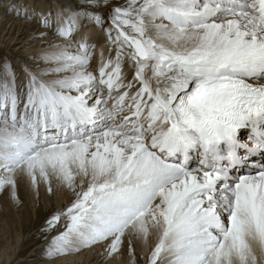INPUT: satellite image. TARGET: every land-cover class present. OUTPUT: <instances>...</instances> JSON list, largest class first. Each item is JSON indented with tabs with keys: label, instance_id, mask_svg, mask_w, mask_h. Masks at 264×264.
Instances as JSON below:
<instances>
[{
	"label": "snow or ice",
	"instance_id": "snow-or-ice-1",
	"mask_svg": "<svg viewBox=\"0 0 264 264\" xmlns=\"http://www.w3.org/2000/svg\"><path fill=\"white\" fill-rule=\"evenodd\" d=\"M8 10L39 50L0 65V193L68 199L49 258L264 264V0Z\"/></svg>",
	"mask_w": 264,
	"mask_h": 264
},
{
	"label": "rangeland",
	"instance_id": "rangeland-1",
	"mask_svg": "<svg viewBox=\"0 0 264 264\" xmlns=\"http://www.w3.org/2000/svg\"><path fill=\"white\" fill-rule=\"evenodd\" d=\"M17 1L18 0H14L13 3H17ZM23 1L27 4L29 2H34V3L43 2L52 8H54L56 3H62L60 0H23ZM7 12L9 13L11 11L8 10ZM8 47L9 48L0 47V65L10 63L14 67H19L25 62H28L24 60L25 58L28 59V56L24 58L25 55H22L21 53L16 51L18 50L17 48H15L16 46L9 45ZM20 50H24V48H21ZM15 52H17L16 56H15ZM1 194L2 193H0V195ZM28 195H30L29 191L26 192V191H23V189H21L20 199L22 203L19 204L20 206L17 205L18 208L16 207L15 209H11L8 212V214L5 215L4 219L6 221L3 222V219L0 218L1 228L9 231L7 232L6 238L0 235V242L3 245L8 244L7 247H15V249L18 250V252H15L13 254L12 249L9 248L7 253L9 254L8 256L11 257V260H10V263L8 264H46L47 262H52V261L57 260V259L49 258L47 256L46 246L49 243L48 241H50V239L53 236L58 234V231L48 232L47 235H45L42 230L45 225V220L50 217L52 212L58 208H62L63 206H65L67 202L60 201L59 203L56 199V196L50 194V197H49L50 202L44 201L42 198L39 197V199H36V201L33 203V201L30 200ZM32 206H34L35 211H32ZM36 207H37V210H36ZM16 211H18L17 214L21 217L20 220L16 218L17 217L16 215H14ZM62 225H63V219L61 221V226L59 227H62ZM14 233L16 234L19 233L21 235V238L19 241H17V243H15L13 239L15 238ZM8 235L10 238H8ZM136 252H137V264H143V261L140 259L142 252H138V251ZM75 254L76 253H72L71 255H68L66 258H58V259H66L63 261V263H67L68 259L74 257ZM32 258H35L36 260H34V262H31ZM101 262L102 260L99 261V263Z\"/></svg>",
	"mask_w": 264,
	"mask_h": 264
},
{
	"label": "bare ground",
	"instance_id": "bare-ground-1",
	"mask_svg": "<svg viewBox=\"0 0 264 264\" xmlns=\"http://www.w3.org/2000/svg\"><path fill=\"white\" fill-rule=\"evenodd\" d=\"M13 1L14 0H0V47L1 48H5V47L9 48L8 47L9 45L10 46H16L15 48L18 49L16 51L21 53L22 55H25L24 58L26 56H28V59L25 58L24 60L30 62L29 58H31L33 56V54L39 50V41H33V39H32V37L36 34V28H35V25L33 24V22L31 20L18 18L16 13H15V10H13L9 13L7 12L9 9V5L13 4ZM60 1L62 3H65V2L76 3V2H78V0H60ZM19 3H25V2L23 0H18L17 4H19ZM33 3L34 2H29L28 4H33ZM21 48H24V50H20ZM17 52H15V56H16ZM21 189H23V191H25L24 188H21ZM53 189L54 190L56 189V185L53 186ZM29 193H30V195H28V196H29L30 200H32L34 203L37 198L35 197V195L33 193H31V191H29ZM55 196H56V199L59 203H60V201H65L68 203V199L66 197L61 196L60 192H56ZM39 197L42 198L44 201L50 202V200H49L50 194L43 187L41 188ZM52 201H54V200H52ZM18 206H20V205H18ZM16 207H17V205L8 201L6 196L3 193L0 195V218L3 219V222L6 221L4 219L5 215H7L11 209H15ZM36 210H37V207H36ZM32 211H35L34 206H32ZM17 212L18 211H16V213L15 214L13 213V214L16 215L17 216L16 218L20 220L21 217L17 214ZM17 223H19V222H17ZM7 232H9V231L1 228V223H0V235L3 236L4 238H6ZM15 234L16 233H14L15 238H13V239H14L15 243H17V241L20 240L21 235L19 233H17L16 235ZM8 238H10L9 235H8ZM4 241H6V240H4ZM7 246H8V244L3 245L0 242V264L10 263L11 257L8 256L9 254L7 253L9 248L12 249L13 254L15 252H18V250L15 249V247H7ZM142 249H143V251L147 250L143 246V244H138L136 246V251L142 252ZM9 253H10V251H9ZM116 259L121 261L122 264H130V258L126 254L123 256L117 257ZM34 260H36V259L32 258L31 262H34ZM64 260H66V259H57V260L52 261V262H47L46 264H113V260L106 256V253L104 252L103 248H101L100 246H96L92 249H82L79 253H76L74 255V257L69 258L67 263H63ZM100 260H102L101 263H99Z\"/></svg>",
	"mask_w": 264,
	"mask_h": 264
}]
</instances>
